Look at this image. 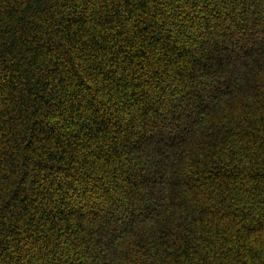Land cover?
I'll return each instance as SVG.
<instances>
[{
	"label": "trees",
	"instance_id": "trees-1",
	"mask_svg": "<svg viewBox=\"0 0 264 264\" xmlns=\"http://www.w3.org/2000/svg\"><path fill=\"white\" fill-rule=\"evenodd\" d=\"M0 264H264V0H0Z\"/></svg>",
	"mask_w": 264,
	"mask_h": 264
}]
</instances>
